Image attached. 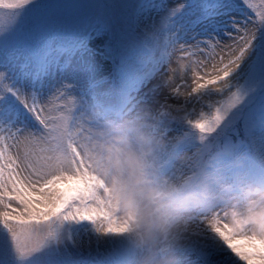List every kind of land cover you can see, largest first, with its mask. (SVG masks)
Returning a JSON list of instances; mask_svg holds the SVG:
<instances>
[{
    "label": "snow or ice",
    "instance_id": "snow-or-ice-1",
    "mask_svg": "<svg viewBox=\"0 0 264 264\" xmlns=\"http://www.w3.org/2000/svg\"><path fill=\"white\" fill-rule=\"evenodd\" d=\"M137 104L225 173L264 158V0H0V225L19 255L57 222L120 230L60 122ZM189 264H264V236L222 232Z\"/></svg>",
    "mask_w": 264,
    "mask_h": 264
},
{
    "label": "clouds",
    "instance_id": "clouds-1",
    "mask_svg": "<svg viewBox=\"0 0 264 264\" xmlns=\"http://www.w3.org/2000/svg\"><path fill=\"white\" fill-rule=\"evenodd\" d=\"M159 121L137 104L123 114L89 110L60 122L64 146L99 178L120 225L105 232L87 222L84 247L108 249L110 264H189L192 254L206 258L222 232L264 236V158L255 171L225 173L214 150L195 157Z\"/></svg>",
    "mask_w": 264,
    "mask_h": 264
},
{
    "label": "rangeland",
    "instance_id": "rangeland-1",
    "mask_svg": "<svg viewBox=\"0 0 264 264\" xmlns=\"http://www.w3.org/2000/svg\"><path fill=\"white\" fill-rule=\"evenodd\" d=\"M243 164L245 166L246 169H248L249 171L251 169L253 170H256L255 168V165L258 164V161L259 159L257 158V156L255 155V153L253 151H251V154H248L247 152L244 154L243 158ZM61 234V233H59ZM87 237L89 240H90V237H91V233L90 231H85V230H82V231H77L75 233V239L76 241L81 245V246H84L83 245V241H84V238ZM44 244V243H43ZM43 246V245H42ZM41 246V247H42ZM67 246V245H66ZM66 248V247H65ZM67 249V248H66ZM86 250V253H89L90 254V251L94 254H108L110 253V251L108 249L102 251V252H99V251H95L93 249V247H88V248H85L83 247V251ZM0 251L2 253H15L17 252L14 245H13V242H12V238H11V235L10 234H7L6 232H4L2 229H0ZM88 254V255H89ZM46 264V263H45Z\"/></svg>",
    "mask_w": 264,
    "mask_h": 264
}]
</instances>
